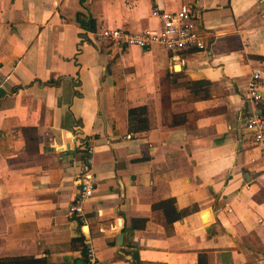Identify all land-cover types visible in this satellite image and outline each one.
Returning a JSON list of instances; mask_svg holds the SVG:
<instances>
[{
	"label": "crops",
	"instance_id": "1",
	"mask_svg": "<svg viewBox=\"0 0 264 264\" xmlns=\"http://www.w3.org/2000/svg\"><path fill=\"white\" fill-rule=\"evenodd\" d=\"M187 0H0V264H264V159L246 129L264 0H199L207 46L127 47ZM93 20L94 29L78 21ZM146 106L149 128L130 132ZM95 189L77 216L81 143ZM122 235V237H120Z\"/></svg>",
	"mask_w": 264,
	"mask_h": 264
},
{
	"label": "built area",
	"instance_id": "2",
	"mask_svg": "<svg viewBox=\"0 0 264 264\" xmlns=\"http://www.w3.org/2000/svg\"><path fill=\"white\" fill-rule=\"evenodd\" d=\"M199 0H187L176 11H160L154 9L152 15L161 21L157 29H145L139 32H129L121 28L101 29V36L114 44L127 47L137 46L149 49L156 45L162 46L172 53L206 48V37L197 19ZM261 71L252 73L247 99L249 111L246 119V129L250 133V139L260 147L261 157L264 159V115L259 108L262 100ZM83 159L77 175L79 185L78 199L70 205L71 213L81 216L84 211V202L92 197L95 189L94 145L85 140L81 143ZM88 259L91 264L96 261L94 249H87Z\"/></svg>",
	"mask_w": 264,
	"mask_h": 264
},
{
	"label": "trees",
	"instance_id": "3",
	"mask_svg": "<svg viewBox=\"0 0 264 264\" xmlns=\"http://www.w3.org/2000/svg\"><path fill=\"white\" fill-rule=\"evenodd\" d=\"M78 21L81 23L82 26L90 29H94L93 27V20H89L88 22L80 19L78 17ZM149 119H148V109L146 106L131 108L129 110V129L130 132H139L145 131L149 128Z\"/></svg>",
	"mask_w": 264,
	"mask_h": 264
},
{
	"label": "water",
	"instance_id": "4",
	"mask_svg": "<svg viewBox=\"0 0 264 264\" xmlns=\"http://www.w3.org/2000/svg\"><path fill=\"white\" fill-rule=\"evenodd\" d=\"M120 237H122V235Z\"/></svg>",
	"mask_w": 264,
	"mask_h": 264
}]
</instances>
